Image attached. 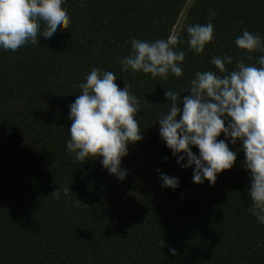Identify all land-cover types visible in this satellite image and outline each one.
<instances>
[{"label":"trees","instance_id":"trees-1","mask_svg":"<svg viewBox=\"0 0 264 264\" xmlns=\"http://www.w3.org/2000/svg\"><path fill=\"white\" fill-rule=\"evenodd\" d=\"M210 9L215 38L196 54L186 28L207 24ZM66 11L71 27L53 41L0 50V264H264V224L248 211L241 142L229 143L232 169L213 186L197 184L194 166L181 168L158 123L170 107L165 88L183 98L196 71L220 74L212 57L231 56V71L264 54L249 60L234 42L244 29L264 38V0H69ZM174 28L186 53L181 77L121 71L132 38L170 39ZM96 67L140 102L143 139L128 146L123 181L100 158L82 162L66 147L69 105ZM160 173L179 187L163 188Z\"/></svg>","mask_w":264,"mask_h":264},{"label":"clouds","instance_id":"clouds-1","mask_svg":"<svg viewBox=\"0 0 264 264\" xmlns=\"http://www.w3.org/2000/svg\"><path fill=\"white\" fill-rule=\"evenodd\" d=\"M68 6L69 0H0V50L37 46L41 38L53 41L71 27ZM216 15L210 9L207 24L187 26L190 51L201 54L214 41ZM234 42L249 60L252 53H264V38L259 33L244 29ZM130 43L131 51L119 61L122 72L131 69L153 79L183 75L186 53L177 48L184 43L179 35L155 41L132 38ZM211 63L220 74L196 71L186 89L189 95L181 98V93L165 88L170 107L158 117L160 137L181 168L194 166V183L207 180L210 186L215 185L218 173L233 168L237 153L229 143L240 141L244 167L249 171L247 193L252 203L248 211L264 224V54L254 64L238 60L231 71L226 67L233 63L231 56H214ZM116 80L113 72L96 67L80 83L81 91L69 105L72 123L66 147L82 162L100 158L108 173L123 181L127 170L122 159L128 155V146L143 139L137 119L141 107L127 83L121 89ZM222 133L224 139H218ZM160 179L163 188L179 187L177 177L160 173ZM52 194L59 198L60 191ZM169 251L176 254L175 248Z\"/></svg>","mask_w":264,"mask_h":264},{"label":"rangeland","instance_id":"rangeland-1","mask_svg":"<svg viewBox=\"0 0 264 264\" xmlns=\"http://www.w3.org/2000/svg\"><path fill=\"white\" fill-rule=\"evenodd\" d=\"M177 24L179 25V24H180V21H179ZM175 33H176V29L174 28V29H173V32H172V34H171V37L174 36Z\"/></svg>","mask_w":264,"mask_h":264}]
</instances>
